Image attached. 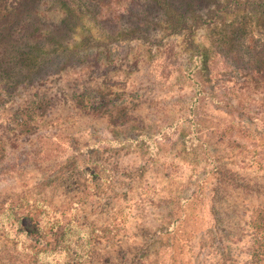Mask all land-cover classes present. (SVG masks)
I'll use <instances>...</instances> for the list:
<instances>
[{"label": "rangeland", "instance_id": "obj_1", "mask_svg": "<svg viewBox=\"0 0 264 264\" xmlns=\"http://www.w3.org/2000/svg\"><path fill=\"white\" fill-rule=\"evenodd\" d=\"M131 25L121 22V37ZM204 33L197 41H204ZM96 37L107 43L104 35ZM160 38L148 34L151 43ZM169 43L176 48L172 58L164 49L156 51V44L116 38L88 51L85 63L63 72L61 80L47 83L65 98L50 110L20 126L12 113L30 91H19L0 112V205L37 199L66 209L64 224L74 213L65 244L84 239L90 259L82 252L58 261L264 264V231L247 226L251 209L264 206V99L230 69L195 68L196 58L182 49L181 37L172 36ZM197 73L205 93L217 95L214 103L202 96L196 103ZM234 86L237 94L228 91ZM65 87L74 94L62 92ZM87 100L100 108L77 104ZM230 100L233 112L227 114L219 103ZM231 123L232 132L218 142L213 130ZM24 208L11 212L19 217ZM3 221L0 264H42L14 252Z\"/></svg>", "mask_w": 264, "mask_h": 264}, {"label": "trees", "instance_id": "obj_2", "mask_svg": "<svg viewBox=\"0 0 264 264\" xmlns=\"http://www.w3.org/2000/svg\"><path fill=\"white\" fill-rule=\"evenodd\" d=\"M211 1L185 0L186 5L177 6L175 0H0V112L11 104L12 97L19 91H30L28 99L12 113L14 122L17 119L23 122L20 126L26 125L37 112L50 110L59 98H65L60 91L53 92L47 83L59 76L57 81L61 80L63 72L85 63L84 56L88 51L106 48L116 38L156 44V51L164 49L168 58H172L176 48L169 39L181 37L182 49L185 47L186 52L196 58L195 68L203 71L206 64L212 73L230 69L235 75H243L244 86L253 85L255 90H260L254 96L264 99V0H217L213 6ZM221 12L226 14L223 16ZM123 20L131 23L133 28L130 33H123L125 37H121L119 29ZM200 31L205 32V39L201 42L197 41ZM109 32H113L111 34L116 38H112ZM149 33L161 35V38L157 43H151ZM102 35L107 38V43L96 37ZM88 71L92 73L90 69ZM197 74L196 103L200 102V96L214 103L217 95L209 89L210 93H205V83ZM73 85L80 86L77 81ZM88 89L84 87V91ZM237 89L234 86L228 91L237 94ZM64 91L67 95L74 94L66 87ZM96 103L87 100L77 104L96 111L100 108L98 104L95 106ZM219 104L228 108L227 114L233 112L231 100ZM239 107H244L241 101ZM233 127L231 123L213 130L218 142L222 143ZM53 138L54 135L44 139ZM99 185V182L94 183V188ZM23 206L26 209L23 215L17 217L11 212ZM71 206L69 210L73 213ZM65 212L66 209L41 204L37 199L24 203L14 198L0 205V219L4 218L5 231L13 242L14 252L41 260L42 264H65L66 260H58L64 257L73 260L82 252L86 260L90 259L84 239L65 244V237L76 223L73 213L70 222L64 224L61 216ZM248 216L249 230L264 231V206L253 207ZM53 239L55 245L51 246L50 240ZM255 245L256 239L250 246ZM73 250L77 252L73 253Z\"/></svg>", "mask_w": 264, "mask_h": 264}]
</instances>
